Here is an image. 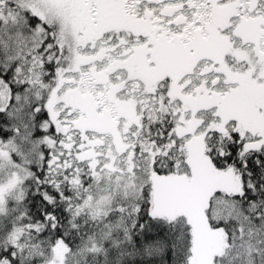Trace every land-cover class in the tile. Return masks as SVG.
Returning a JSON list of instances; mask_svg holds the SVG:
<instances>
[{
    "label": "snow or ice",
    "instance_id": "snow-or-ice-1",
    "mask_svg": "<svg viewBox=\"0 0 264 264\" xmlns=\"http://www.w3.org/2000/svg\"><path fill=\"white\" fill-rule=\"evenodd\" d=\"M0 264H264V0H0Z\"/></svg>",
    "mask_w": 264,
    "mask_h": 264
}]
</instances>
